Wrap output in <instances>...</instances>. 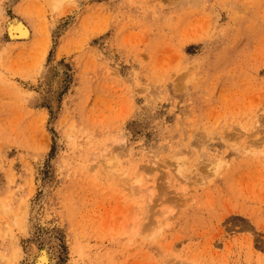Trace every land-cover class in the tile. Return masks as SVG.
<instances>
[{
    "label": "rangeland",
    "instance_id": "1",
    "mask_svg": "<svg viewBox=\"0 0 264 264\" xmlns=\"http://www.w3.org/2000/svg\"><path fill=\"white\" fill-rule=\"evenodd\" d=\"M44 250L264 264V0H0V264Z\"/></svg>",
    "mask_w": 264,
    "mask_h": 264
},
{
    "label": "bare ground",
    "instance_id": "2",
    "mask_svg": "<svg viewBox=\"0 0 264 264\" xmlns=\"http://www.w3.org/2000/svg\"><path fill=\"white\" fill-rule=\"evenodd\" d=\"M56 1H58V0H56ZM21 22L16 21V20L15 21H9V23L7 22V24H9V31L12 34L13 39H16V38L27 39L30 36L29 29L24 24H22L23 22L22 23ZM135 182H137V181H135ZM139 184L140 183L138 182V185ZM146 190H149V189H146ZM35 257H36L35 260L37 262H39L40 264H54L53 262H50L51 259H50V254H49L48 250H44L41 253H37Z\"/></svg>",
    "mask_w": 264,
    "mask_h": 264
}]
</instances>
